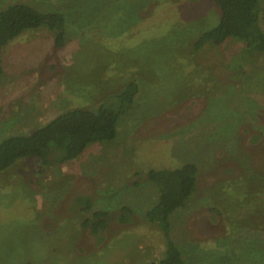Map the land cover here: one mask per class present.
Listing matches in <instances>:
<instances>
[{
	"label": "rangeland",
	"instance_id": "374dc122",
	"mask_svg": "<svg viewBox=\"0 0 264 264\" xmlns=\"http://www.w3.org/2000/svg\"><path fill=\"white\" fill-rule=\"evenodd\" d=\"M16 2L63 12L65 42L56 47L40 26L1 49L0 139L69 109L94 110L129 81L138 92L111 141L63 164L27 156L0 172V264L159 259L161 231L142 217L157 188L141 176L185 162L197 165L196 190L171 218L185 263L264 264V54L248 55L234 37L196 51L195 39L218 22L210 0H0V8ZM123 204L130 223L118 221ZM99 209L109 216L97 243L84 222Z\"/></svg>",
	"mask_w": 264,
	"mask_h": 264
},
{
	"label": "trees",
	"instance_id": "16d2710c",
	"mask_svg": "<svg viewBox=\"0 0 264 264\" xmlns=\"http://www.w3.org/2000/svg\"><path fill=\"white\" fill-rule=\"evenodd\" d=\"M210 1L218 9V22L195 39L193 48L196 51L208 45L221 46L227 38L234 37L240 40L242 51L248 55L264 54V29L259 20V0ZM65 22V14L61 11H39L26 3L16 2L0 8V74L1 49L13 38L25 30L42 26L51 32L54 45L60 47L65 42ZM137 92L138 84L129 81L115 94L113 101L108 99L107 102L99 103L94 110L69 109L29 134L3 137L0 139V172L27 156H38L46 164V157L50 154L54 155L57 163L63 164L80 156L93 143L111 141L117 135L118 121L133 108ZM50 144L52 147L49 148ZM197 171L195 163L185 162L174 168L148 169L141 176L157 188L156 201L142 214L143 220L159 227L164 242L162 256L146 264H186L176 243L178 238L171 233V218L193 196ZM136 175L139 176L138 173ZM83 204L85 210L91 208L90 199L86 198ZM131 213L132 208L121 205L119 223H130ZM108 216L105 210L99 209L92 212L93 218L84 222L92 235H95L97 243L105 238Z\"/></svg>",
	"mask_w": 264,
	"mask_h": 264
}]
</instances>
